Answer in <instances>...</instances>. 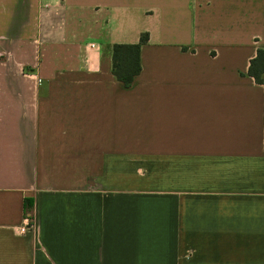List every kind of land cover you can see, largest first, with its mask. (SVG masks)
<instances>
[{"label": "crops", "instance_id": "1", "mask_svg": "<svg viewBox=\"0 0 264 264\" xmlns=\"http://www.w3.org/2000/svg\"><path fill=\"white\" fill-rule=\"evenodd\" d=\"M259 49L264 0H0V264H264Z\"/></svg>", "mask_w": 264, "mask_h": 264}, {"label": "trees", "instance_id": "2", "mask_svg": "<svg viewBox=\"0 0 264 264\" xmlns=\"http://www.w3.org/2000/svg\"><path fill=\"white\" fill-rule=\"evenodd\" d=\"M148 41V35L142 34L139 42L133 45H113L112 75L123 87L132 86L134 79L140 74V48ZM247 74L258 85L264 86V49H259L249 62ZM24 214L31 220L32 202L24 200Z\"/></svg>", "mask_w": 264, "mask_h": 264}, {"label": "built area", "instance_id": "3", "mask_svg": "<svg viewBox=\"0 0 264 264\" xmlns=\"http://www.w3.org/2000/svg\"><path fill=\"white\" fill-rule=\"evenodd\" d=\"M26 222H27V225L25 227H21L19 229V231L21 233H24V232L32 229V222H33V220H31L29 217H26Z\"/></svg>", "mask_w": 264, "mask_h": 264}]
</instances>
